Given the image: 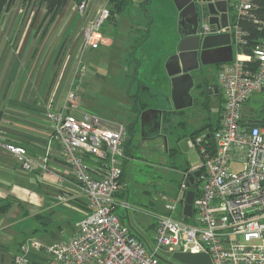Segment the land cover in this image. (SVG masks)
<instances>
[{
	"label": "built area",
	"instance_id": "1",
	"mask_svg": "<svg viewBox=\"0 0 264 264\" xmlns=\"http://www.w3.org/2000/svg\"><path fill=\"white\" fill-rule=\"evenodd\" d=\"M87 2L75 1L81 15ZM228 4L232 15L227 27H214L206 21L197 32L200 36L229 32L234 53L232 61L217 66L222 105L212 133L213 152L204 150L201 137L188 141L201 152V164L192 168L199 176L196 190L192 189L191 216H183L179 205L186 178L174 198L161 196L164 211L154 216L151 246L132 232L117 213L118 207L128 208L117 196L124 185L127 126L106 123L87 113L77 117L64 104L51 114L49 143L62 153L84 201V214L75 221L72 235L53 246L27 240L8 264H32L27 256L30 249L45 251L49 259L43 264H170L168 260L176 251L204 252L212 264H264V126L259 122L260 109L257 113L244 109L254 95L264 102V37L245 54L247 34L236 19L248 15L252 3L228 0ZM109 18L108 7L102 6L86 23L82 50L96 49L103 42L100 28ZM261 26L264 28V22ZM72 99L68 94L66 100ZM52 107L50 100L49 110ZM0 147L11 153L23 170L49 172L46 157L39 161L30 158L24 147L9 141L1 130ZM66 199L65 195L56 196L58 201ZM179 207L178 218L174 214Z\"/></svg>",
	"mask_w": 264,
	"mask_h": 264
},
{
	"label": "crops",
	"instance_id": "2",
	"mask_svg": "<svg viewBox=\"0 0 264 264\" xmlns=\"http://www.w3.org/2000/svg\"><path fill=\"white\" fill-rule=\"evenodd\" d=\"M163 1L164 6L168 4L166 0ZM131 5H136L138 14L130 22L124 18V15L129 12ZM102 6L108 7V0H88L85 12L81 15L76 9L75 0H69L47 28H44L45 21H42L44 7L39 6L32 17L36 19L41 16L40 22H24L21 29L24 33L21 34L25 38H19L15 45H12L10 38L13 31L20 26V3L16 1L0 17V130L9 141L24 147L30 158L39 161L46 157L49 168L47 173H42L37 168L23 170L12 154L0 147V264H8L19 252L21 244L27 240L39 242L43 246H53L56 242L72 235L75 221L84 214V201L78 196L62 153L57 146L49 143L51 114L62 109L71 87L69 82L62 84L53 81V79H61L65 74L60 70L56 71L57 58H54V51L60 40L64 39L63 51L66 55L69 56L74 51L82 49L81 38L84 26L94 18L97 10ZM170 9L173 8L169 7L167 11ZM107 21L113 27L110 35L105 34L104 37L101 35L103 42L100 46L111 48L114 46L115 53L120 58L123 56L124 62L127 63V60L132 58L130 60H135L137 66L143 69L134 73L137 75V92L133 96L132 110L137 113L142 111L145 114L144 123L147 130H151L149 128L151 123L152 130L159 126L160 137L156 140L161 145L163 138L161 128L164 123L170 119L172 113L184 112L181 109L173 110L171 105L168 106V103L172 102L171 85L165 63L176 52L175 45L178 39L176 31L174 35L176 40L172 39L169 46L167 43L165 49L161 48V43L152 41L151 33L152 28L157 25L156 21L160 23V27H156L159 29L158 36L161 41V6L156 5V8L151 10L147 0H131L125 10L113 14ZM121 22L125 23L127 37L119 42L117 29ZM44 47H47L45 58H38ZM120 70L126 73L123 78V84L126 85L127 69L123 65ZM206 80L213 84L207 78ZM56 93L58 94L56 104L49 110L51 96ZM190 94L193 97L192 104L200 102L207 110L213 97L220 98V94L214 92L201 95L195 87L191 88ZM157 96L160 97L157 102L162 100L164 105L157 104L155 99ZM185 105L187 106V103ZM247 109L245 112H251L252 108ZM68 111L77 117L82 114L76 115L73 113L75 110L69 108ZM217 113L219 118V112ZM134 116L135 113L129 118L127 125ZM181 124L183 125L184 122ZM204 125L206 124L203 122L200 127ZM200 127L190 131L188 135ZM205 135L206 130H203L198 136L203 138ZM143 140L144 138L134 140L127 136L124 163L129 159L128 142L134 141L135 144H140ZM165 149L168 152V144ZM193 167L195 166L186 165L180 169L181 178L173 197L180 192L182 182L192 172ZM58 195H65L67 199L58 201L56 200ZM149 205L150 209L143 211L152 217L153 220L149 225L152 229L155 214L163 212L164 207L162 205L157 208L153 202ZM126 217L129 222L127 211ZM123 218L121 217L122 221L126 223ZM131 231L151 246V236L147 239L136 231L132 229ZM27 256L32 264H43L49 259L43 249H30ZM162 256L166 257L164 254Z\"/></svg>",
	"mask_w": 264,
	"mask_h": 264
},
{
	"label": "rangeland",
	"instance_id": "3",
	"mask_svg": "<svg viewBox=\"0 0 264 264\" xmlns=\"http://www.w3.org/2000/svg\"><path fill=\"white\" fill-rule=\"evenodd\" d=\"M17 1L20 3L21 8V0ZM166 2H168V4L165 6L163 0H151V3H149V9L151 10L156 8V5L161 6V41L158 36L159 29H157L160 24L159 21H156L157 25L152 28L151 38L153 42L158 44L161 43L162 49L167 48V43L169 46L170 41L175 39L174 35L177 29L176 10L173 6V2L172 0H166ZM169 7L173 8L170 9L171 11L168 10L171 13L167 11ZM37 8L38 7H34L32 10H37ZM33 11H27V13L29 12L30 14H23V9L21 8L20 26L13 31L10 38L12 45L18 43L19 38H25L24 36L22 37L21 34V32H23V30H21L22 24L24 22H40L41 16L32 20V16L34 15ZM137 11L136 5H131L129 12L124 15V18L131 22L138 14ZM231 15L232 11L230 10L229 17ZM124 24V22H121V25L117 29L119 31L117 36V38L119 37V42L125 40L127 37L125 31L126 26ZM112 27L113 25L105 21L101 25L100 34L103 37L105 34L110 35ZM64 42L65 39L63 41L60 40L56 46L54 58H57L55 64V66H57L56 71L60 70L65 74L63 73L64 75L62 76L61 73L62 78L53 79V81L58 83L62 82V84L69 82L71 87L68 90V94L73 95V99L65 101L67 107L71 110H75L73 113L76 115H78V113H89L100 117L106 123L123 124L127 126L129 118L135 113V110H132V102L134 99L133 96L137 92V75H134V73L137 70L141 72L143 69L137 66L135 60H130L132 58H129L127 63L124 62L123 56L120 58L119 55L115 53L114 46L111 48L99 45L97 49L85 48L84 50L78 48L79 50L76 52L74 51V53L68 56L65 54V51H63ZM46 50L47 47H44L38 58H45ZM132 50L133 48H131V51ZM135 57H137V54ZM80 65L82 69H78ZM123 65L128 73L126 85L123 84V78L126 73L120 70ZM206 71V78L211 82H215L217 66L209 65ZM57 95L56 93L51 96L52 106L56 104ZM155 99L157 102L160 100V97L157 96ZM262 102L263 100L260 95H254L245 104L244 109L248 110L247 108L251 107L252 109H250V111L257 113ZM157 104L162 106L165 103L161 100V102H157ZM221 105V99L213 97L210 101L208 110L202 107L199 102L185 106L181 109L184 110L182 113H172L170 119L165 122L161 128V135H163V138H161V145L156 139L151 138L149 135L146 136L140 144H135L134 141L128 142L129 159L123 165L124 185L123 191L119 197L120 200L128 204L126 211L129 222L127 221L126 211L123 207H118L117 213L121 217H124L123 219L129 224L132 230L136 231L144 238L148 239L152 235V229L149 225L153 219L143 210L150 209V202H153L157 208H160L163 205L161 201V196L163 195L168 198L174 196L181 178L180 169L184 168L186 165L198 166L201 164V158L196 146L189 147L187 144V141L191 140L188 133L200 127L203 122L214 126L217 122V112H219V107ZM165 106H167V104ZM168 106L175 110L172 102L171 104L168 103ZM181 122H184V124L182 125ZM127 136L129 138L128 133ZM211 141L213 147L209 149L202 143V146L204 145V150L208 153L214 150L213 140L211 139ZM167 144L168 152L165 151V146ZM232 168L236 169L238 165H233ZM180 215L181 208L179 207L174 216L179 218ZM169 262L171 264H181L172 258H169Z\"/></svg>",
	"mask_w": 264,
	"mask_h": 264
},
{
	"label": "water",
	"instance_id": "4",
	"mask_svg": "<svg viewBox=\"0 0 264 264\" xmlns=\"http://www.w3.org/2000/svg\"><path fill=\"white\" fill-rule=\"evenodd\" d=\"M176 10L177 27L184 25L187 30L177 33L175 50L165 68L171 85V100L175 110L192 104L190 90L193 86L192 73L200 66L218 65L233 59V47L229 32L200 36L197 34V15H202L203 22L223 28L229 24L230 6L227 0H172ZM207 13V14H206ZM211 91V90H210ZM217 93V88L214 89ZM199 171L188 174L185 182L186 191L179 200L182 214L190 217L194 191L191 185L196 182ZM171 258L181 264H212L208 254L176 251Z\"/></svg>",
	"mask_w": 264,
	"mask_h": 264
},
{
	"label": "trees",
	"instance_id": "5",
	"mask_svg": "<svg viewBox=\"0 0 264 264\" xmlns=\"http://www.w3.org/2000/svg\"><path fill=\"white\" fill-rule=\"evenodd\" d=\"M16 1L17 0H0V17L4 12H6L9 8H11ZM68 1L69 0H21V8L23 9V14H28L29 12L27 13V11L32 12L33 11L32 9L34 7H39L43 5L45 12L42 21H45L44 28H47L52 23L53 19L61 13L62 9L65 7ZM75 1L79 2V0H75ZM250 1L252 3V8L249 10L248 12L249 14L241 15L236 19L238 26L241 28V30L245 31L247 34L246 38L248 40V44L243 48V52L245 54H250L251 48L256 44V42L260 38L264 37V28L261 26V22H264V0H250ZM130 2L131 0H108V9L110 12V16H112L113 14H118L123 10H125V8ZM35 12L36 10L33 11L34 14ZM258 116L260 117L259 122L264 126V102L260 107ZM218 121L214 126L210 124H206L200 127L199 129L195 130L189 135L190 139L194 142L196 138H199L198 135L203 130H206V135L201 139L200 145H202V143L205 144V146L208 147L207 149L213 147L211 141L212 133L217 127ZM126 142H125V152H126ZM196 148L199 155H201L198 145H196ZM124 161L125 159L123 160V163ZM121 180L124 181V170L122 172ZM196 188H197V184L193 183L191 185V189L196 190ZM120 195L121 193L117 194L118 197Z\"/></svg>",
	"mask_w": 264,
	"mask_h": 264
},
{
	"label": "flooded vegetation",
	"instance_id": "6",
	"mask_svg": "<svg viewBox=\"0 0 264 264\" xmlns=\"http://www.w3.org/2000/svg\"><path fill=\"white\" fill-rule=\"evenodd\" d=\"M147 3L148 4L151 3V0H147ZM203 19L204 18L202 17V15H200V14L197 15V29L199 28V25L203 22ZM185 30H187V27L184 25L177 27L176 35H177L178 31L183 32ZM177 37H178V35H177ZM208 66H200L197 70H195L192 73L193 78H194L192 88L195 87V89L201 95H205L207 92H213L214 89L217 88V94H220V90H219L216 82H211L213 84H210V82H209V84H208V82L206 80V76H207L206 69ZM191 98L193 100L192 96H191ZM144 115L145 114H143L142 111H140L138 113H137V111H135L134 118L129 123V125H127L128 135L130 137H132V139H134V140H139L141 138H145L148 135L154 139L159 138L160 137L159 128H158L159 126L157 128H154V130H152V123H151L150 124L151 126L149 127L151 130H147V126H145V123H144Z\"/></svg>",
	"mask_w": 264,
	"mask_h": 264
}]
</instances>
